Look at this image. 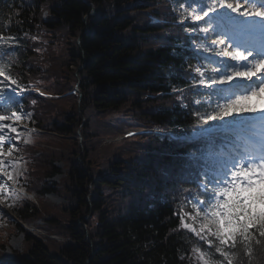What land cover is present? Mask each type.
I'll use <instances>...</instances> for the list:
<instances>
[{"label":"trees","instance_id":"trees-1","mask_svg":"<svg viewBox=\"0 0 264 264\" xmlns=\"http://www.w3.org/2000/svg\"><path fill=\"white\" fill-rule=\"evenodd\" d=\"M173 1L0 0V91L9 76L56 95L0 102V114L32 112L46 134L21 145L26 189L42 202L25 198L15 214L26 224L43 217L47 232L63 238L16 222L24 249L0 252L1 264H193L195 248L209 249L180 227L177 213L194 211L188 200L201 193L200 157L231 141L222 125L242 115L208 119L220 89L197 82L198 63L209 59L192 48L198 37L186 31ZM135 127L169 133L114 141ZM198 132L205 133L171 135ZM59 160L66 175L49 181L61 171ZM52 190L64 202L43 198ZM251 231L254 239L230 250L232 264H264V237Z\"/></svg>","mask_w":264,"mask_h":264},{"label":"snow or ice","instance_id":"snow-or-ice-1","mask_svg":"<svg viewBox=\"0 0 264 264\" xmlns=\"http://www.w3.org/2000/svg\"><path fill=\"white\" fill-rule=\"evenodd\" d=\"M193 3L199 5L195 19L207 17L204 21L207 27L203 31L207 34L211 29L219 44L225 45L219 51L214 46L205 50L215 51L217 55L228 56L237 62L220 61L225 66V71L219 73L221 81L226 83L234 77H246L252 81L245 83L243 79L237 80L236 91H231V85L227 89H220L218 96L224 103L218 104L219 111L208 119L215 120L219 116L223 120L234 111H249L244 102L264 90V0H244L251 11L248 8L240 11V0H235L236 7L229 0H208L207 3L205 0H193ZM227 9L237 15H231ZM227 69L233 70L232 75L227 74ZM258 71L260 75H257ZM2 75L4 69L0 68ZM253 77L256 79L252 80ZM224 92L227 95L221 94ZM3 95L0 93V96ZM22 115L29 114L12 112L10 117L0 115V173L8 179L13 177L5 170L4 148L6 143L15 147L9 134L17 133V128L4 121L12 118L18 120ZM236 125L238 127L232 134L234 151L226 152L223 147H213L200 157L204 177L200 183L201 193L188 200L194 211L177 213L180 227L209 245L206 251H201L199 247L194 249L203 264H232L230 250L236 248L237 243L254 239L252 229L258 230L259 235L264 237V115L258 120L237 117ZM7 154L10 155L11 151ZM4 187L0 183V190ZM186 217L192 222H187ZM212 247L223 257V261L213 258Z\"/></svg>","mask_w":264,"mask_h":264},{"label":"rangeland","instance_id":"rangeland-1","mask_svg":"<svg viewBox=\"0 0 264 264\" xmlns=\"http://www.w3.org/2000/svg\"><path fill=\"white\" fill-rule=\"evenodd\" d=\"M205 2L207 3L208 0H205ZM229 2L233 3V7H236L235 0H229ZM245 8H248L246 3H244V0H240V11H243ZM173 9L178 15L179 20L184 24L186 31L190 34L195 33L198 37V41L192 43V48L194 50H197L198 52L202 51V54L204 56H206L208 59L209 58L211 59L210 61H208L207 65L198 63L197 67L199 69L200 79L197 82H200L203 86L207 87V89H212V88L227 89L229 85H231L232 86L231 91H236L237 80L239 79H243L245 83L252 82L247 80L246 77L243 78L234 77L233 80L227 81L226 83L221 81L219 73L225 71V66L221 64L220 61L223 60L231 64H236L237 62L231 60V58L228 56L217 55L215 51L205 50L206 48L214 46L216 48V51H219L223 49L225 45L219 44L217 36L212 33L211 29H209V32L207 34L203 31V29L207 27V25L204 23V21L207 20V17H204L202 20L195 19V16L198 14V9H199L198 4L193 3V0H174ZM223 10L224 9H221V11ZM251 10L252 9H250L249 11ZM227 11L233 16L237 15V13L231 12V9H227ZM199 14L202 15V13ZM198 23H200L199 24L200 26L202 25V28L197 32L195 31V28L192 25H196ZM214 41L216 42L215 45H213ZM249 60H251V57H249ZM232 71H233L232 69H227V74L232 75ZM240 71H244V69H240ZM260 74L261 72L258 71L257 75ZM255 79L256 77L252 78V80ZM13 81H15V83H13ZM3 82H4L5 91L1 93L5 95L0 96L1 103H8L12 100H18V101L21 100V97L24 94V89L28 87L27 85L21 84L17 80L9 76H4ZM13 89L15 90L14 92L12 91ZM74 89H76V85L74 86ZM21 93L22 95H20ZM68 93H70V91L64 93L63 96H66ZM221 94L227 95V92ZM75 98L77 100H80L81 94L79 92L75 93ZM212 101H214L215 107L217 108V112H218L219 111L218 104H223L224 101L219 99V96L217 94L212 95ZM244 106L247 109H249V111L239 112L242 115L241 118L245 120H258L260 116L264 115V90H261L259 95L251 96L247 101L244 102ZM21 113H28L29 115H22L21 118L18 120L15 118L10 119L16 121L13 126L17 128V133L9 134L12 137L15 147H12L6 143L4 148L5 155L3 159L5 160V165H6L5 170L10 172L13 178L8 179L7 176H3V174L0 173V176H2V179H0V183H3L5 186L3 190H0V252L8 256H14L16 252L22 251L24 249L23 247L25 246V242H24L25 233L20 230L16 222H19L23 228H25L27 231L34 233L35 235H40L44 237L50 235V237H55L59 240L63 239L58 235L49 234L47 232L46 221L44 220L43 217H41L42 219L37 220L36 222H32V223L28 222L26 224L24 222L22 223V221L15 214L16 207L19 205L20 201L25 198L31 197L33 198V200L39 202V204H41L42 202L41 201L42 196L38 195L37 191L31 189L30 191H33L35 193H29L25 190V187H28L26 180L27 164L25 162L26 158L24 156V153L21 150V145L34 143L38 137L46 136V134L42 129H40L41 132H37L35 126L36 124L32 117V112L27 111L25 108H22L20 111H17L18 115ZM2 115L10 117L11 113L2 114ZM5 121H9V120H5ZM225 127L229 128L230 130H234L238 126L237 125L235 126L232 123V125L230 126L226 124ZM129 130L133 132L135 130H140V129L139 127H135V128H130ZM153 130H155L156 132L159 131L164 132L163 130H160L158 127H155ZM199 134H203V133H199ZM195 135H198V133L188 135V137L192 138ZM76 137L78 138V140L81 141L82 140L81 132H78ZM123 137L124 134L119 137H116L114 141L115 140L120 141ZM6 140H7V136H6ZM108 141L111 140L108 139ZM9 150L11 151L10 155L7 154ZM57 165L61 171L56 176L51 178L49 181L52 182L61 181V179L66 175L67 170L64 165V162L62 160H59L57 162ZM43 198L55 204L62 203L65 200V197L56 190H52L51 192H48V194H46ZM186 221L189 223L192 222L191 220H188L187 217H186ZM2 247L3 249H1ZM201 251L203 250L201 249ZM212 254H214L213 258H218L221 261H223V258L219 256V253L215 254L212 252ZM192 255H193V261H192L193 264H203V261L199 259L198 253H195L193 251Z\"/></svg>","mask_w":264,"mask_h":264},{"label":"bare ground","instance_id":"bare-ground-1","mask_svg":"<svg viewBox=\"0 0 264 264\" xmlns=\"http://www.w3.org/2000/svg\"><path fill=\"white\" fill-rule=\"evenodd\" d=\"M246 5H247L248 9L250 10L251 8L249 7V5L248 4H246ZM15 122H16L15 120L4 121V123H12L13 125L15 124Z\"/></svg>","mask_w":264,"mask_h":264},{"label":"water","instance_id":"water-1","mask_svg":"<svg viewBox=\"0 0 264 264\" xmlns=\"http://www.w3.org/2000/svg\"><path fill=\"white\" fill-rule=\"evenodd\" d=\"M86 1L90 4L89 0H86Z\"/></svg>","mask_w":264,"mask_h":264}]
</instances>
